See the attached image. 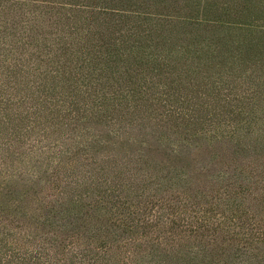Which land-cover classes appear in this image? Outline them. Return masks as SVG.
I'll list each match as a JSON object with an SVG mask.
<instances>
[{
  "label": "trees",
  "instance_id": "16d2710c",
  "mask_svg": "<svg viewBox=\"0 0 264 264\" xmlns=\"http://www.w3.org/2000/svg\"><path fill=\"white\" fill-rule=\"evenodd\" d=\"M260 245L264 0H0V264Z\"/></svg>",
  "mask_w": 264,
  "mask_h": 264
},
{
  "label": "rangeland",
  "instance_id": "374dc122",
  "mask_svg": "<svg viewBox=\"0 0 264 264\" xmlns=\"http://www.w3.org/2000/svg\"><path fill=\"white\" fill-rule=\"evenodd\" d=\"M94 4H97V3H94ZM96 6V5H95ZM118 8H120V7H118ZM151 143V142H150ZM151 144H153V143H151ZM205 159V157H202V160H204ZM260 248H263L264 249V245H260Z\"/></svg>",
  "mask_w": 264,
  "mask_h": 264
}]
</instances>
